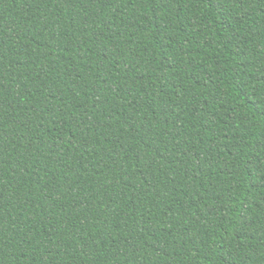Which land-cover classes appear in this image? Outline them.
<instances>
[{"label": "trees", "instance_id": "obj_1", "mask_svg": "<svg viewBox=\"0 0 264 264\" xmlns=\"http://www.w3.org/2000/svg\"><path fill=\"white\" fill-rule=\"evenodd\" d=\"M0 264H264V0H0Z\"/></svg>", "mask_w": 264, "mask_h": 264}]
</instances>
